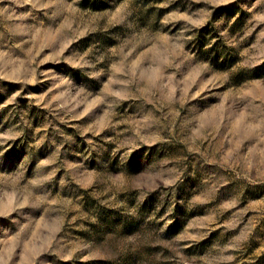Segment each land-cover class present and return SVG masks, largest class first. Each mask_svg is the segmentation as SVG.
Here are the masks:
<instances>
[{"label": "clouds", "instance_id": "clouds-1", "mask_svg": "<svg viewBox=\"0 0 264 264\" xmlns=\"http://www.w3.org/2000/svg\"><path fill=\"white\" fill-rule=\"evenodd\" d=\"M224 2L0 0V264H255L264 0ZM193 72L244 114L250 167L197 126Z\"/></svg>", "mask_w": 264, "mask_h": 264}, {"label": "rangeland", "instance_id": "rangeland-1", "mask_svg": "<svg viewBox=\"0 0 264 264\" xmlns=\"http://www.w3.org/2000/svg\"><path fill=\"white\" fill-rule=\"evenodd\" d=\"M82 6L85 9H91L92 11H104L108 5L105 0H92L89 4L88 0H82ZM174 4H169L167 8L160 7L158 9H149V12L157 10L160 13V19L163 20L165 14H167ZM233 7L232 3L224 2L218 5V11L227 10ZM118 9H113V21L115 20V13ZM179 23V22H177ZM82 39H84L82 37ZM47 51V49H45ZM43 55V53H41ZM39 58V57H38ZM155 78V73H153ZM194 82L189 89L188 95L192 96V99L188 101V104L199 105L202 113L198 127L202 124L205 128L212 127L216 131L214 133L215 139H212V146L214 148L221 147L220 141H223V152L225 157L229 160H236L239 164H245L251 166L252 160V145L253 140L249 136V130L243 126L244 114L241 113L237 118L231 120L229 123L225 119L226 103L214 93L222 91L220 88L214 87L208 79H197L195 72H193L191 78ZM5 83L14 85L12 81H5ZM15 86V85H14ZM195 134V133H194ZM207 144V141H205ZM147 147V145H145ZM260 194H264V185L251 186L246 193V198L243 200V207L247 208V211L243 214L241 224L237 225V228L248 223L253 217L258 215L260 209L259 198ZM234 209H227L224 216L229 217ZM201 213L198 211L193 214V219H196ZM223 220V218H222ZM264 223V219H262ZM39 223L37 228H39ZM221 229H214L212 235H216ZM236 229H232L235 231ZM245 256L254 257L255 264H264V245H261L258 241L253 240Z\"/></svg>", "mask_w": 264, "mask_h": 264}]
</instances>
